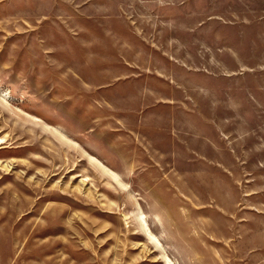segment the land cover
<instances>
[{
	"label": "rangeland",
	"instance_id": "obj_1",
	"mask_svg": "<svg viewBox=\"0 0 264 264\" xmlns=\"http://www.w3.org/2000/svg\"><path fill=\"white\" fill-rule=\"evenodd\" d=\"M179 1L0 0V264H264V47Z\"/></svg>",
	"mask_w": 264,
	"mask_h": 264
},
{
	"label": "crops",
	"instance_id": "obj_2",
	"mask_svg": "<svg viewBox=\"0 0 264 264\" xmlns=\"http://www.w3.org/2000/svg\"><path fill=\"white\" fill-rule=\"evenodd\" d=\"M192 1L194 0L173 2L168 5V10L181 8ZM207 2L208 8L220 9L224 13L219 14L213 11L204 21L198 22L197 25H217L220 26L217 30L224 31L220 36L221 39L224 37V39L230 40V42L247 41L250 44V48H254L256 46L255 43L258 42L260 46L264 47V0H207ZM171 40L174 39L171 38ZM191 42L195 44L196 48L198 44L196 40H191ZM226 45H228L226 46V50H230L231 45ZM196 50L199 56H208L206 54L209 50L208 46ZM231 54L234 53L231 52Z\"/></svg>",
	"mask_w": 264,
	"mask_h": 264
}]
</instances>
